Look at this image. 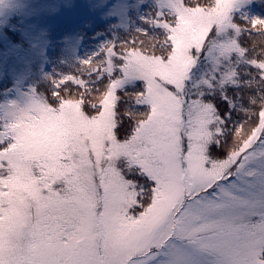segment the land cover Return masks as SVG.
<instances>
[{
	"label": "snow or ice",
	"instance_id": "obj_1",
	"mask_svg": "<svg viewBox=\"0 0 264 264\" xmlns=\"http://www.w3.org/2000/svg\"><path fill=\"white\" fill-rule=\"evenodd\" d=\"M244 2L157 0L160 34L0 124V264H264V18Z\"/></svg>",
	"mask_w": 264,
	"mask_h": 264
},
{
	"label": "rangeland",
	"instance_id": "obj_2",
	"mask_svg": "<svg viewBox=\"0 0 264 264\" xmlns=\"http://www.w3.org/2000/svg\"><path fill=\"white\" fill-rule=\"evenodd\" d=\"M156 7L157 0H0V124L42 100L43 78L74 75L64 73L73 65L88 78L80 71L84 62L107 59L114 47L106 31L124 32L133 22L142 30L141 20L154 17ZM239 8L264 18V0H245Z\"/></svg>",
	"mask_w": 264,
	"mask_h": 264
},
{
	"label": "trees",
	"instance_id": "obj_3",
	"mask_svg": "<svg viewBox=\"0 0 264 264\" xmlns=\"http://www.w3.org/2000/svg\"><path fill=\"white\" fill-rule=\"evenodd\" d=\"M185 2L187 3V2H189V0H185ZM201 2H204V0H201ZM143 9L149 11L148 6H144ZM233 15L236 17V19L238 21H239V18L241 16L247 15L250 18V16H249L250 13H249V10H247V9L246 10L237 11V12L233 13ZM137 20H138V18H137ZM130 22H133V21H130ZM140 23H141V27L144 30L147 31L149 36L153 35L154 33L155 34H160L162 32V30H160V29L153 30L151 28V26L146 23V21H142L141 20ZM134 28H135V26H134V22H133V24L129 25L127 27V29H125L124 32L114 31V34H113V31H106L108 35H111V33H112L111 43L113 44L112 46H114L113 48H115L117 46L119 47V45L121 43H123V41H125V40L128 41V42H131L132 39L134 37H137V36L140 39H145L147 41V37L143 36L142 33L138 34L137 33L138 30L134 29ZM160 39L162 40L163 36H160ZM239 40H240L242 46H245V47H248V48H252L254 45L258 47V45L260 43V37L256 33H252V34L245 33V34H242V36L239 38ZM145 47L147 48L148 54H152L153 49L148 47L147 43H146ZM103 50H101V53H104ZM155 54H160L158 48H157ZM74 69H75V65H73L71 68L70 67L67 68L66 71L64 70V73H68V72H72L73 71L74 76H79L80 73L77 72V71H74ZM68 74H70V73H68ZM70 75H72V74H70ZM60 79H62V78H43L41 83L37 87V92L40 95V97L42 99H44L46 97H51V91L53 90V87H54L53 84H54V82H56V81H58ZM83 79L87 80L88 78H83ZM66 83L70 87L73 95H76L77 91H78L77 87L74 84H72V82H70V81H68ZM62 87H63V85H62ZM79 91H82V89H79ZM3 98H4V96H3ZM216 103H217L218 109H219V111L221 113H223V112H225L227 110V105L224 102L218 100V101H216Z\"/></svg>",
	"mask_w": 264,
	"mask_h": 264
}]
</instances>
